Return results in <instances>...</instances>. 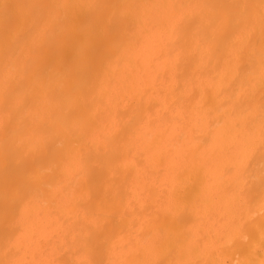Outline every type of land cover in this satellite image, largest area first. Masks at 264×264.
Instances as JSON below:
<instances>
[{"label":"bare ground","instance_id":"obj_1","mask_svg":"<svg viewBox=\"0 0 264 264\" xmlns=\"http://www.w3.org/2000/svg\"><path fill=\"white\" fill-rule=\"evenodd\" d=\"M0 264H264V0H0Z\"/></svg>","mask_w":264,"mask_h":264}]
</instances>
